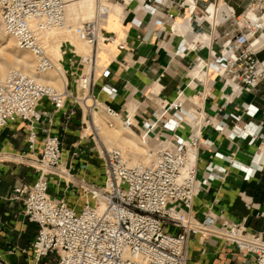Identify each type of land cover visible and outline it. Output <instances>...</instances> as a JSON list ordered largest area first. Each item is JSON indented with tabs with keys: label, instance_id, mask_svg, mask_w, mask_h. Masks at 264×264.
<instances>
[{
	"label": "built area",
	"instance_id": "obj_1",
	"mask_svg": "<svg viewBox=\"0 0 264 264\" xmlns=\"http://www.w3.org/2000/svg\"><path fill=\"white\" fill-rule=\"evenodd\" d=\"M196 2L145 0L142 8L154 16L160 5L168 9L185 8L193 15ZM211 6L205 8L206 16L213 17ZM228 8L222 18L224 22L231 21L232 29L223 34L226 53L217 58L214 68L226 85H236L235 92H250L264 81V60L259 57L263 47L256 49L253 46V38L264 34V0H251L241 15ZM109 14V8L99 3L96 16L76 26L77 33L92 50L88 56H79L85 67L86 62L91 67L86 72L83 70L76 79L77 92L74 93L68 83L62 90L39 79L57 67L49 53L46 35L53 30L71 27L66 1L0 0L3 32L15 40L20 50L31 52L37 71L36 75H30L12 69L6 76H0V127L19 119L25 121L28 124V147L35 151L45 121L53 113L67 108L69 100L73 99L91 115L86 128L90 131L92 150L104 164L105 182L82 186L86 201L81 210L65 199L54 197L50 193V176L58 174L63 163V141L59 134L43 128V149L34 157L33 164L39 177L33 184L16 186L10 197L23 201L28 220L39 225L31 244L33 263L40 264L44 258L55 254L58 264H187L192 236H200L202 240L218 236L234 245L250 264H264V233L251 231L244 222L233 220H226L224 227L219 229L215 227V216L206 214L201 219L194 213L200 189L215 178L216 170L210 163L206 177L199 179L197 150L202 141L201 132L195 131L188 139L178 134L169 139L165 135V138H157L158 144L150 145L159 126L174 132L185 122L188 114L184 110V91L179 90L174 102L153 111L152 118L143 124L140 136L148 147L149 162L133 165L122 150L108 148L104 143L101 123L95 120L96 113L104 115L103 122L107 127L115 128L120 124L125 129L136 128L133 116H122L120 111L101 102L94 93L97 80L108 73L99 62L100 53L110 43H117L119 49L125 48L124 42H116L115 36L103 33ZM175 20V14L170 11L161 18L162 25L169 22L172 28ZM71 51L78 55L73 49ZM103 89L115 97L116 93L107 85ZM81 90L86 92L84 98L80 96ZM86 98L91 102L87 103ZM44 99L50 102L53 111L40 109ZM250 109L248 105L247 112ZM169 112L172 115L167 118ZM75 114L73 107L67 119ZM202 115V110H197L192 119L201 123ZM232 116L238 122L242 119L241 116ZM205 122L214 124L210 119ZM215 128L224 131L226 126L215 124ZM230 137H252L253 143L263 137V133L256 124L237 125ZM77 154L74 152L75 156Z\"/></svg>",
	"mask_w": 264,
	"mask_h": 264
},
{
	"label": "crops",
	"instance_id": "obj_2",
	"mask_svg": "<svg viewBox=\"0 0 264 264\" xmlns=\"http://www.w3.org/2000/svg\"><path fill=\"white\" fill-rule=\"evenodd\" d=\"M105 1L122 10L119 13L110 11L103 33L115 36L116 42H124L125 48L119 49L117 43H110L101 52L100 63L108 73L97 80L95 95L101 102L120 111L122 116H133L136 124L133 131L141 137L143 124L152 118L153 111L174 102L179 90L184 91V110L188 114L185 122L174 132L159 126L150 145L155 146L157 138H165V135L169 139L175 134L188 139L199 130L202 135L197 150L199 179L206 177L210 163L216 170L215 178L200 189L194 213L201 219L206 214L215 216V227L219 229L224 227L226 220H233L244 222L251 231L264 233V81L250 92H235L227 87L214 68L217 58L226 53L223 34L232 29L230 21H223V15L228 12V7L241 15L251 0H197L193 15L185 8L168 9L160 5L156 16L143 10L145 0ZM222 1L223 5H220ZM210 4L218 5L220 9L215 18L205 14V8ZM168 11L176 16L174 28L169 22L162 25L161 18ZM263 35L255 38L254 45ZM263 53L264 46L259 57ZM77 56L67 55L66 59L64 56L62 64L66 82L74 93L77 92L76 79L81 74ZM105 85L116 93L114 98L103 89ZM248 105L249 112L246 110ZM73 107L76 114L67 119ZM40 109L53 111L47 99L42 100ZM197 110H202L201 123L192 119ZM171 115L169 112L166 117ZM232 115L241 116V121ZM90 119L86 108L71 99L67 108L53 113L42 126L61 136L63 167L70 177L67 183L63 178L53 177L50 193L56 198L68 196L67 202L77 210H81L86 201L82 186L105 182L103 161L92 150L90 131L86 128ZM209 119L214 124L205 122ZM215 124H223L226 128L219 131ZM247 124L259 125L263 137L253 143L252 137H230L235 126ZM43 128L41 140L33 151L28 147L25 121L19 119L0 127V258L7 264H34L31 244L39 225L28 220L23 201L10 197L16 186L33 184L39 177L33 164L34 157L43 149ZM74 152L78 154L75 156ZM57 171H62L61 167ZM40 264H58V257L50 254ZM187 264H250V260L218 236L204 240L192 236Z\"/></svg>",
	"mask_w": 264,
	"mask_h": 264
},
{
	"label": "bare ground",
	"instance_id": "obj_3",
	"mask_svg": "<svg viewBox=\"0 0 264 264\" xmlns=\"http://www.w3.org/2000/svg\"><path fill=\"white\" fill-rule=\"evenodd\" d=\"M65 1L67 3V15H69L73 21V22L71 21L72 23L70 22L71 27L67 29H63L62 32L64 33V35L60 37L58 36L56 37L54 36L51 38L48 37L52 31L46 35L47 42L49 43V53L52 59L59 66H57L56 69L50 70L46 74H43L42 76L39 77V79L42 82L52 84L62 90L65 89L67 83L64 68H62V63H61V61L64 59L65 51L63 50V48L64 45H66L65 43L67 41H70L67 42L68 44L66 46L70 47V49H73L74 52L78 54V56H82V57L88 56L87 55L88 52L90 53L92 50V47L87 42H84V40L77 33L75 26L73 27V24L83 23L84 18L85 19L88 18V20L86 21H89L97 14L94 0H65ZM110 6L112 5L109 6L107 5V7L111 12L117 11L119 13L122 10V8L117 7L114 4L112 8ZM218 10H220L218 5L211 6V11L213 12L214 18ZM252 16L253 18H256L254 14ZM0 23H1V19H0ZM263 24H264V19H263ZM2 30L3 28L0 25V32ZM53 31H57V30H53ZM15 43L16 42H14L12 37L0 33V76L2 77L6 76L9 73V71L12 69H20L27 74L36 75L37 71H36V62L34 56L29 51L20 50L17 47V45H15ZM263 46H264V35L257 40V43L254 45V47L256 49H259ZM100 58H101V53L99 55V62H100ZM86 66L91 67V64L89 62H86ZM235 86L236 85L234 83L227 84V87H230L233 90H235ZM85 94L86 92L81 90V94H80L81 98H84ZM90 102L91 100L87 99V103ZM101 135L104 143L105 141L108 143H117L119 147L118 146L109 147L107 146V143L105 144L108 148H118L122 150L131 164L135 165L140 163H147L150 161L148 147L144 143L143 138L139 137L133 130L125 129L123 126L117 125L115 128L106 127L102 131V127H101ZM125 148L128 149L129 151L128 153L125 152ZM141 153H144L142 155L145 154L146 155L144 160L142 158L143 162L139 163L137 162L139 159V158L137 159V156H139Z\"/></svg>",
	"mask_w": 264,
	"mask_h": 264
},
{
	"label": "rangeland",
	"instance_id": "obj_4",
	"mask_svg": "<svg viewBox=\"0 0 264 264\" xmlns=\"http://www.w3.org/2000/svg\"><path fill=\"white\" fill-rule=\"evenodd\" d=\"M94 1H95L94 3H95L96 11H97V8H98L99 3H100V4H102V3L105 4V5L102 4L103 6H107V5H108L107 3L104 2L105 0H97V1L94 0ZM222 4H223V1L221 2L220 5H222ZM108 6H109V5H108ZM110 7L112 8V6H110ZM68 16H69V15H68ZM86 20H88V18H87V19L84 18V19H83V22L86 21ZM69 21H70V22L72 21V19H71L70 16H69ZM81 21H82V20H81ZM72 22H73V21H72ZM72 22H71V23H72ZM230 22H231V21H230ZM79 24H82V23H75V24H73V27L75 26V28H76V26L79 25ZM0 25H1V23H0ZM1 26H2V25H1ZM231 26H232V23H231ZM57 31H58V32H57ZM57 31H52V32L49 34L48 37H50V38H51V37H54V36H55V37H56V36L60 37V36L64 35V33L62 32V30H57ZM54 32H57V33H54ZM60 32H61V33H60ZM0 33H1V34H5V33L3 32V30H2ZM59 33H60V34H59ZM5 35H6V34H5ZM257 36H260V34H257L255 37H257ZM13 40H14V39H13ZM83 40H84V39H83ZM254 40H255V38H253V41H254ZM14 42H15V40H14ZM67 42H70V41H67ZM67 42L65 43L66 45L68 44ZM84 42H86V41L84 40ZM15 45H16V43H15ZM66 45H64V48H63V50L65 51V54H64L65 59H66V56H67V55H72V56L75 55L74 53L71 52L70 47H67ZM65 46H66V47H65ZM65 49H66V50H65ZM67 49H68L69 51H68ZM90 53H91V52H90ZM90 53L88 52L87 55H90ZM260 57L264 59V53L261 54ZM76 58H78V61H80V63H81V64H80V66H81L80 73H81L83 70L86 72L87 70L90 69V66H86V67H85L84 64H82V62H81V58H80L79 56H77ZM76 58H75V59H76ZM55 63H56V62H55ZM61 63L64 64L63 60L61 61ZM56 66H59V65L56 63ZM62 68H64L63 65H62ZM64 72H65V75H66L65 68H64ZM80 96H81V95H80ZM96 116H97V119L99 120V123H101L100 125H101V127H102V131H103V130L107 127V126L104 124V122H103V117H104V115H103L102 113H97ZM118 125H120V124H118ZM105 143H107V146H109V147H113V146H114V147H115V146H116V147H117V146L119 147V145H118L117 143H108V142H106V141H105ZM112 144H113V145H112ZM125 152L128 153V152H129L128 149L125 148ZM142 154H144V153H141L139 156H137V159L139 158L137 162H139V163H140V162H143V160L145 159V155H146V154H145V155H142ZM142 158H143V160H142ZM61 169L64 170L65 173L62 172V171H57L58 174H54V175H51V176H50V181H53V180H52L53 177H58V178H63V181H64V182H66V183L68 182V181H67V178H70V177H68V175H67V173H66L67 171H66V169L63 167V163H62V165H61ZM62 175H64L65 178H64ZM67 197H68V196L63 195V196H61V197H57V198H58V199H65V200H68Z\"/></svg>",
	"mask_w": 264,
	"mask_h": 264
},
{
	"label": "water",
	"instance_id": "obj_5",
	"mask_svg": "<svg viewBox=\"0 0 264 264\" xmlns=\"http://www.w3.org/2000/svg\"><path fill=\"white\" fill-rule=\"evenodd\" d=\"M0 262L2 263V264H7L3 259H1L0 258Z\"/></svg>",
	"mask_w": 264,
	"mask_h": 264
}]
</instances>
